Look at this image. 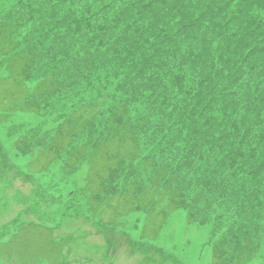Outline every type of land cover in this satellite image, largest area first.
Wrapping results in <instances>:
<instances>
[{"label":"trees","instance_id":"trees-1","mask_svg":"<svg viewBox=\"0 0 264 264\" xmlns=\"http://www.w3.org/2000/svg\"><path fill=\"white\" fill-rule=\"evenodd\" d=\"M1 2L0 123L38 111L29 95L76 88V66L95 76L91 103L61 118L31 170L87 134L71 158L93 146L88 189L95 200L107 193L104 224L145 212L140 237L152 241L181 209L186 228L205 232L206 264L264 259V0ZM45 60L51 66L39 75ZM29 224L0 240V258L60 264L64 241Z\"/></svg>","mask_w":264,"mask_h":264},{"label":"rangeland","instance_id":"rangeland-1","mask_svg":"<svg viewBox=\"0 0 264 264\" xmlns=\"http://www.w3.org/2000/svg\"><path fill=\"white\" fill-rule=\"evenodd\" d=\"M6 4L1 2L0 9ZM49 66V60H45L39 75ZM81 69L75 68L81 74L76 88L69 85L59 87L53 95H29L27 103H35L38 111L13 113L0 123V240L7 239L22 224L35 223L53 228L55 239L64 241L60 264H148L151 261L161 264V256L168 257L173 264H206L208 248L198 253L205 232L196 226L186 228L184 210L174 212L152 241L140 237L145 212L113 217L112 224L101 221L100 207L106 203L107 193H101L95 200L89 196L88 189L91 179L88 157L93 146H89L86 155L77 156L81 159L71 158L86 141L87 134L76 137L74 146L52 152V161L46 169L37 171L28 166L38 151L51 143V134L61 118L81 103H91L95 76H86ZM33 72L32 83L36 84L40 77L36 80L38 72ZM34 84L29 86L31 90ZM98 122H95L97 128L105 120ZM97 134H93L92 141ZM139 165L140 162L136 163V167ZM143 172L135 171L131 178H123L117 185L125 189L134 174ZM137 182L148 184L144 177ZM93 185L92 178L90 187ZM107 187L110 193L113 184L109 182ZM105 215L106 219L111 218L110 214ZM34 231L38 233L41 229ZM44 234V240L50 237ZM0 264L10 263L0 258ZM39 264L47 262L39 260ZM252 264H264V259H256Z\"/></svg>","mask_w":264,"mask_h":264}]
</instances>
